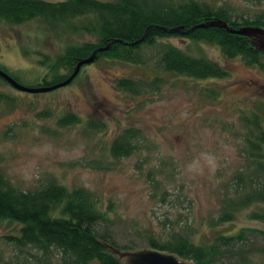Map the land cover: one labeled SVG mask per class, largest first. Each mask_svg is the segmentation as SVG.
<instances>
[{"label": "rangeland", "instance_id": "obj_1", "mask_svg": "<svg viewBox=\"0 0 264 264\" xmlns=\"http://www.w3.org/2000/svg\"><path fill=\"white\" fill-rule=\"evenodd\" d=\"M204 1L223 5L232 18L264 14V0ZM86 19L78 17L68 24L80 28ZM92 39L83 31L60 32L39 18L17 24L0 20V70L21 85L39 86L43 78L54 79L47 65L61 48ZM166 41L217 63L228 76L197 81L157 72V46H152L141 48L147 58L144 65L99 58L81 66L67 85L45 92L18 91L0 78V92L11 98L0 102V172L25 190L47 178L88 190L101 207L109 206L108 219L94 229L105 230L119 245L146 247L148 234L166 230L165 219L176 221L174 227L189 224L193 239L204 242L242 227L264 231V220L248 217L252 210L264 211L262 204L238 211L229 222L209 224L217 216L222 186L245 163L238 148L244 132L240 116L260 111L264 127V71L237 57H225L216 45L182 36ZM154 75H160L161 82L142 95L114 87L121 77L145 81ZM202 87H213L219 94L207 97ZM65 113L74 114L79 122L58 124ZM127 127L139 130L132 141L136 146L128 155L112 158L109 143ZM151 179L160 181L161 187L155 190ZM13 226L0 224V236ZM11 248L1 252L0 264H36L25 249ZM251 264L264 260L254 256Z\"/></svg>", "mask_w": 264, "mask_h": 264}, {"label": "trees", "instance_id": "obj_2", "mask_svg": "<svg viewBox=\"0 0 264 264\" xmlns=\"http://www.w3.org/2000/svg\"><path fill=\"white\" fill-rule=\"evenodd\" d=\"M78 17L87 19L80 28L71 27L69 21ZM35 18L60 32L83 31L93 37L91 41L67 43L61 48L47 65L49 75L54 79L48 81L43 78L37 84L39 86L62 81L78 60L112 39L123 43L112 42L107 50L96 54L95 60L107 58L144 65L147 58L142 55L141 48L157 46L154 62L157 72L197 81L228 76V72L217 63L193 56L166 41L169 37L182 36L194 42L216 45L225 57H237L244 65L264 71V52L255 48L248 37L229 33L216 26L197 27L186 34L162 30L170 27L186 30L209 21H222L233 29L243 26L264 29V14L261 13L232 18L223 5L204 0H0V20L17 24ZM148 26L151 27L141 42L128 44L138 39ZM160 82V75L145 81L121 77L114 81V87L131 95H142L148 89H156ZM200 90L207 97L219 94L213 87H202ZM9 99L0 92V102ZM261 108H264V102ZM242 114L240 120L244 132L239 135L241 142L238 148L245 163L222 186L217 216L210 221L211 226L233 220L238 211L253 204L264 205L262 112ZM78 122L79 118L72 113H65L57 119L60 125ZM138 135L137 128L122 129L109 143V155L116 159L128 155L135 148L132 141H136ZM151 185L155 190L161 187L157 179H151ZM164 193L165 190H162L161 194ZM107 209L109 206L101 207L99 200L84 188H67L53 178H47L33 189L25 190L0 172V224H14L9 233L0 236V262H3L1 252L12 247L13 251L25 249L24 254L31 256L36 264H121L103 243L119 250H135L137 247L119 245L105 230L100 232L94 229L95 225L108 219ZM248 217L264 220V211L252 210ZM175 222L165 219L162 224L168 223L166 230L162 234H148L146 247L175 253L178 258L192 261L193 264H217L229 258L235 259L231 264H251L254 256L264 260L263 230L242 227L234 233H218L210 241L204 242L193 239L194 230L189 224L180 223L174 227ZM245 231L259 239V243L248 240ZM12 263L9 261L8 264Z\"/></svg>", "mask_w": 264, "mask_h": 264}, {"label": "water", "instance_id": "obj_3", "mask_svg": "<svg viewBox=\"0 0 264 264\" xmlns=\"http://www.w3.org/2000/svg\"><path fill=\"white\" fill-rule=\"evenodd\" d=\"M207 26L220 27L229 33L248 37L251 39V43L255 48L264 52V29L258 26H243L237 29H233L228 26L225 22L209 21L197 24L186 30H183V28L180 27L162 28V30L168 33L186 34L188 31L194 28ZM149 27L151 26L145 28L142 35L138 39L128 44L134 45L141 42L145 38L147 29ZM114 41L123 43V41L121 40L112 39L107 42L104 46L95 48L87 57L82 58L76 62L71 73L65 79L51 85L36 87L24 86L19 84L16 80H14L11 76H9L6 72L2 70H0V78L3 79L12 88L18 91L29 93L49 91L70 83V81L78 73L81 66L92 63L96 58V54L101 51L107 50L110 44ZM103 245L107 248L110 254L114 255L120 261L121 264H193L192 261H186L178 258L177 256H175V253H168L166 251H160L150 247L137 248L135 250H119L107 243H103Z\"/></svg>", "mask_w": 264, "mask_h": 264}]
</instances>
